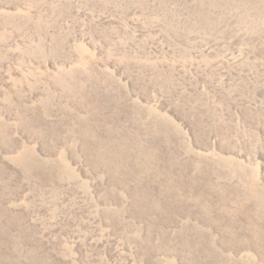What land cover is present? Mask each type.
<instances>
[{
  "label": "rangeland",
  "instance_id": "1",
  "mask_svg": "<svg viewBox=\"0 0 264 264\" xmlns=\"http://www.w3.org/2000/svg\"><path fill=\"white\" fill-rule=\"evenodd\" d=\"M0 264H264V0H0Z\"/></svg>",
  "mask_w": 264,
  "mask_h": 264
}]
</instances>
